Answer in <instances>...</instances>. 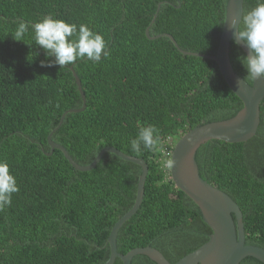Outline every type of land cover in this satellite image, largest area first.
Instances as JSON below:
<instances>
[{
    "label": "trees",
    "instance_id": "1",
    "mask_svg": "<svg viewBox=\"0 0 264 264\" xmlns=\"http://www.w3.org/2000/svg\"><path fill=\"white\" fill-rule=\"evenodd\" d=\"M226 2L0 0V160L19 186L0 210V264H103L112 225L134 203L138 164L105 152L94 168L79 171L47 142L62 114L82 106L74 73L86 106L67 112L51 139L80 165L90 164L105 146L148 165L142 202L120 227L117 251L151 246L175 263L208 240L211 229L199 208L174 186L161 161L189 128L235 115L242 101L215 61L181 53L162 34L182 50L213 55ZM256 3L243 0V14ZM46 15L102 34L109 55L99 63L78 59L49 66L54 57L35 44L31 28L23 41L14 35L20 20L35 23ZM147 27L149 36H160L149 38ZM244 57L231 41V65L251 84ZM259 108L254 136L209 140L195 160L200 176L238 204L245 243L264 248V99ZM148 125L159 130L164 149L136 153L131 140ZM113 264L122 261L117 257ZM131 264L156 263L138 254ZM240 264L263 263L249 256Z\"/></svg>",
    "mask_w": 264,
    "mask_h": 264
},
{
    "label": "water",
    "instance_id": "2",
    "mask_svg": "<svg viewBox=\"0 0 264 264\" xmlns=\"http://www.w3.org/2000/svg\"><path fill=\"white\" fill-rule=\"evenodd\" d=\"M242 14L243 0H227L217 50L213 55L182 50L171 35L162 34L169 37L181 53L215 61L229 89L242 101V107L235 115L227 119L211 121L191 127L173 144L169 157V159L174 161L173 167L169 168L170 178L174 186L184 192L197 205L203 221L211 229V233L205 243L182 256L175 263H171L158 249L151 246L135 247L125 254H120L117 251L116 236L120 227L138 210L142 202L144 183L148 173L147 162L141 157L127 155L116 147L105 146L98 152L90 164L80 165L72 159L63 146L51 139L52 134L62 123L63 117L67 112L80 111L86 106L80 79L75 73L73 74L81 96L82 106L80 108L69 109L62 114L58 125L47 135V142L51 149H60L69 163L79 171H88L94 168L105 152L114 153L122 159L138 164L141 168L134 203L112 225L107 238L110 255L103 264H113L117 257L121 259L122 264H131L132 258L138 254L147 256L156 264H240L245 257L249 256L258 259L264 264V248L245 243L242 212L238 204L227 193L200 176L195 160L196 152L203 143L213 139L226 142L246 141L256 134L260 123L259 107L261 101L264 99V78H252V83L249 84L234 71L229 58L231 41L238 45L246 56L251 54V50L243 41L239 43L235 42L237 29L232 21L235 18L238 22ZM155 17L156 14H154L153 19ZM148 29L149 27L146 28L145 34L149 38L160 36H149Z\"/></svg>",
    "mask_w": 264,
    "mask_h": 264
},
{
    "label": "clouds",
    "instance_id": "3",
    "mask_svg": "<svg viewBox=\"0 0 264 264\" xmlns=\"http://www.w3.org/2000/svg\"><path fill=\"white\" fill-rule=\"evenodd\" d=\"M232 23L237 29L235 42L243 41L251 50V54L242 60L247 74L253 79L264 78V0H257L256 5L239 17L238 22L234 18ZM238 25L242 26L238 28ZM29 28L34 33L35 44L45 50L46 57H54L49 66L54 63L62 68L73 65L78 59L99 63L102 57L109 55L103 35L85 24L77 27L50 15L35 23L20 20L14 34L15 40L23 41V35ZM41 63L44 64L43 61ZM131 148L136 153H140L142 148L162 152L164 142L154 125L142 126L131 140ZM173 165L171 159L161 161L163 168H172ZM18 191L16 178L7 162L0 160V210L11 204L12 194Z\"/></svg>",
    "mask_w": 264,
    "mask_h": 264
},
{
    "label": "built area",
    "instance_id": "4",
    "mask_svg": "<svg viewBox=\"0 0 264 264\" xmlns=\"http://www.w3.org/2000/svg\"><path fill=\"white\" fill-rule=\"evenodd\" d=\"M167 156H169V157H170V152H168V153H167Z\"/></svg>",
    "mask_w": 264,
    "mask_h": 264
}]
</instances>
